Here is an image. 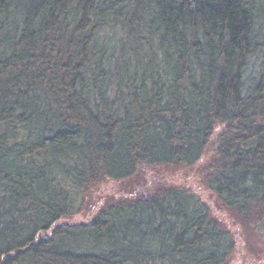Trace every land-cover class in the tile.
<instances>
[{
	"label": "trees",
	"instance_id": "16d2710c",
	"mask_svg": "<svg viewBox=\"0 0 264 264\" xmlns=\"http://www.w3.org/2000/svg\"><path fill=\"white\" fill-rule=\"evenodd\" d=\"M236 230L264 242V0H0V264H236Z\"/></svg>",
	"mask_w": 264,
	"mask_h": 264
},
{
	"label": "rangeland",
	"instance_id": "374dc122",
	"mask_svg": "<svg viewBox=\"0 0 264 264\" xmlns=\"http://www.w3.org/2000/svg\"><path fill=\"white\" fill-rule=\"evenodd\" d=\"M105 192L112 193V190H110V188L107 187ZM95 197H99V195H96ZM92 203L93 204H91V207L93 208L96 205V202H92ZM88 215L90 214H85L83 217H79V218L83 219L88 217ZM234 232L236 234L237 242H236V253L233 255L232 262L237 264L243 261L244 258L249 260L256 259V261H258L259 258H262V261H264V242L258 239L255 235L246 236L244 238L245 234H242V236H240L239 230H236Z\"/></svg>",
	"mask_w": 264,
	"mask_h": 264
}]
</instances>
